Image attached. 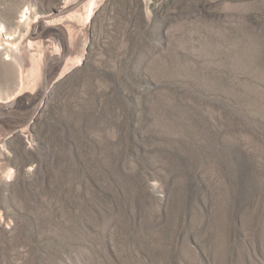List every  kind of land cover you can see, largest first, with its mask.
<instances>
[{"label": "rangeland", "instance_id": "rangeland-1", "mask_svg": "<svg viewBox=\"0 0 264 264\" xmlns=\"http://www.w3.org/2000/svg\"><path fill=\"white\" fill-rule=\"evenodd\" d=\"M62 1L0 0V101ZM28 129L0 131V264H264V0H106Z\"/></svg>", "mask_w": 264, "mask_h": 264}, {"label": "water", "instance_id": "water-1", "mask_svg": "<svg viewBox=\"0 0 264 264\" xmlns=\"http://www.w3.org/2000/svg\"><path fill=\"white\" fill-rule=\"evenodd\" d=\"M105 1L63 0L59 9L31 20L18 43L24 83L29 85L24 84L12 100L0 101L1 140L17 131L29 135V124L53 84L84 63L92 18Z\"/></svg>", "mask_w": 264, "mask_h": 264}, {"label": "bare ground", "instance_id": "bare-ground-1", "mask_svg": "<svg viewBox=\"0 0 264 264\" xmlns=\"http://www.w3.org/2000/svg\"><path fill=\"white\" fill-rule=\"evenodd\" d=\"M33 20H35V18ZM27 22H28L27 23V29H26L25 33L23 34V36L21 37V39L26 35V33H27L28 29H29V23L31 21L29 20ZM7 45H8V49H9L10 53L12 54V56L14 58L13 60L16 62L17 66H18V69H19L20 85H19V88L17 89V91L10 98H7L4 101H1L3 103L12 100V98H14V96H16L22 90V87H23L24 84L26 86L29 85V83L28 84L24 83V79H23V66H22L21 57L19 55L18 43H15L14 45H12L11 43H7Z\"/></svg>", "mask_w": 264, "mask_h": 264}]
</instances>
